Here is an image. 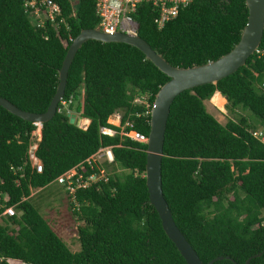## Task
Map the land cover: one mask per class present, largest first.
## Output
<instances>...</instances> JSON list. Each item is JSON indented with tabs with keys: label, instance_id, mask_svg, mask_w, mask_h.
<instances>
[{
	"label": "trees",
	"instance_id": "trees-1",
	"mask_svg": "<svg viewBox=\"0 0 264 264\" xmlns=\"http://www.w3.org/2000/svg\"><path fill=\"white\" fill-rule=\"evenodd\" d=\"M55 1L67 25L41 30L25 13V0H0V97L30 113L47 112L71 38L100 21L94 0ZM248 15L246 0H193L162 29L150 4H141L134 18L138 35L157 53L174 67L190 68L233 50ZM258 51L235 74L183 92L171 107L162 163L164 196L204 264L218 257L224 259L215 264L249 259V264H264V142L248 118L222 125L205 104L212 97L216 106L228 102L231 114L249 111L264 125V37ZM169 80L135 47L86 42L69 70L64 100H72L71 110L91 123L83 130L69 123L66 112H57L43 125L37 152L41 174L28 160L35 125L0 106V264H187L150 203L147 144L121 136V128L109 124L120 112L121 125L133 126L126 131L149 136L150 110ZM103 127L117 133L104 135ZM108 147L114 156L108 170L129 173H110L107 183L76 193V204L69 207L80 221V250L73 252L33 203L32 193ZM8 207L15 208V216H2Z\"/></svg>",
	"mask_w": 264,
	"mask_h": 264
},
{
	"label": "water",
	"instance_id": "water-1",
	"mask_svg": "<svg viewBox=\"0 0 264 264\" xmlns=\"http://www.w3.org/2000/svg\"><path fill=\"white\" fill-rule=\"evenodd\" d=\"M246 5L249 11L248 21L239 43L228 54L215 61L190 68H178L172 66L140 36H129L122 33L110 35L99 31L97 28L87 29L74 39L68 49L63 66L59 71L57 92L47 112L43 114L26 112L2 97H0V106L24 121L39 122L44 125L56 116L58 105L65 97L71 65L77 52L86 42L95 40L102 43H124L139 49L149 61L170 78L157 93L151 109V129L148 136L146 164V185L149 200L161 219L166 235L178 248L187 264H204L176 225L164 196L162 163L165 135L171 107L178 96L197 87L217 84L235 74L240 68L246 66L248 59L259 49L264 37V0H246ZM82 120L91 123L90 119L82 116H69V123L76 127L80 125ZM223 259V257H218L207 264H215ZM249 262L250 259L246 264Z\"/></svg>",
	"mask_w": 264,
	"mask_h": 264
},
{
	"label": "built area",
	"instance_id": "built-area-1",
	"mask_svg": "<svg viewBox=\"0 0 264 264\" xmlns=\"http://www.w3.org/2000/svg\"><path fill=\"white\" fill-rule=\"evenodd\" d=\"M193 0H94L95 10L99 16V25L97 29L106 34L122 33L129 36H139V24L134 18L138 7L147 3L150 4L157 12L155 23L158 29H162L166 23L178 17L181 10L192 4ZM24 11L28 15L33 26L37 29H46L48 25L60 27L62 24L67 25L66 18L63 14L61 5L55 0H25ZM75 11L73 16H75ZM71 41L74 40L71 38ZM256 52H259L258 50ZM83 104V96L81 98ZM141 103V101H139ZM72 100H62L58 105L57 112H66L67 116L75 114L70 105ZM147 104V103H146ZM148 108L150 107L147 104ZM152 109V108H151ZM151 111V110H150ZM116 115V114H115ZM119 120L118 127L121 128L120 135L130 138L133 141L140 143H148V136H145L135 130L126 131L127 127H133L130 123L122 126V116L117 114ZM83 121V120H82ZM35 130L31 133L30 145L28 149V160L33 171L43 173V163L38 158L37 152L39 144L43 137V124L36 122ZM89 125H80L78 128L87 130ZM101 133L104 135L113 136L117 132L110 131L105 127L101 128ZM263 136V134H262ZM261 141L264 142L263 139ZM114 162L112 148H101L96 154L89 157L83 163L75 166L59 176L54 183L60 185L65 193L70 197V200L76 204V193L79 190L89 189L100 182L107 183L109 181V170L107 164ZM33 196V193H32ZM16 215V210L13 207L5 209L2 216L13 217Z\"/></svg>",
	"mask_w": 264,
	"mask_h": 264
},
{
	"label": "rangeland",
	"instance_id": "rangeland-1",
	"mask_svg": "<svg viewBox=\"0 0 264 264\" xmlns=\"http://www.w3.org/2000/svg\"><path fill=\"white\" fill-rule=\"evenodd\" d=\"M145 100V99H142ZM139 99H136L137 103ZM228 103V102H227ZM225 104H218L217 106L213 102V97L210 101H206V107L210 114H212L222 125H226L229 120H239L240 117L248 118L254 129L255 135L264 140V125L259 122V119L249 111L237 110L235 114H231L228 109H226ZM122 116V113H117ZM117 114L109 119V124L118 127L119 120ZM117 119L118 125L112 123L111 120ZM84 121V120H83ZM81 122V125H85ZM86 125H90L88 122ZM85 125V126H86ZM116 173L120 176H124L129 172L122 168L114 171L109 169V173ZM33 203L35 205L39 204L41 208V214L44 215L53 229L57 234L68 244L73 252H78L80 250V242L78 236V227L80 221L75 218L70 210L69 204L72 202L70 198L68 199L65 191L60 185L53 183L44 190H33ZM11 263V262H10ZM11 264H19L18 262H12Z\"/></svg>",
	"mask_w": 264,
	"mask_h": 264
},
{
	"label": "bare ground",
	"instance_id": "bare-ground-1",
	"mask_svg": "<svg viewBox=\"0 0 264 264\" xmlns=\"http://www.w3.org/2000/svg\"><path fill=\"white\" fill-rule=\"evenodd\" d=\"M89 121H87V120H84L83 121V123L86 125L87 123H88ZM118 125V124H117ZM111 131V130H110ZM111 133H112V131H111Z\"/></svg>",
	"mask_w": 264,
	"mask_h": 264
},
{
	"label": "crops",
	"instance_id": "crops-1",
	"mask_svg": "<svg viewBox=\"0 0 264 264\" xmlns=\"http://www.w3.org/2000/svg\"><path fill=\"white\" fill-rule=\"evenodd\" d=\"M217 93H219V92H217ZM221 94V93H220ZM16 262H18L19 264H24V263H22V262H20V261H16Z\"/></svg>",
	"mask_w": 264,
	"mask_h": 264
},
{
	"label": "clouds",
	"instance_id": "clouds-1",
	"mask_svg": "<svg viewBox=\"0 0 264 264\" xmlns=\"http://www.w3.org/2000/svg\"><path fill=\"white\" fill-rule=\"evenodd\" d=\"M114 116V115H113ZM112 131V130H111Z\"/></svg>",
	"mask_w": 264,
	"mask_h": 264
}]
</instances>
